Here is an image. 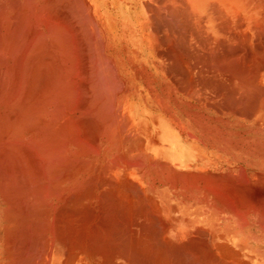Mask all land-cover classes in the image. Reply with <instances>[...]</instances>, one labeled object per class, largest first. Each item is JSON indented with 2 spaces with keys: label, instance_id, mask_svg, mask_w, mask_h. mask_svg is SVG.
<instances>
[{
  "label": "bare ground",
  "instance_id": "6f19581e",
  "mask_svg": "<svg viewBox=\"0 0 264 264\" xmlns=\"http://www.w3.org/2000/svg\"><path fill=\"white\" fill-rule=\"evenodd\" d=\"M0 264H264V0H0Z\"/></svg>",
  "mask_w": 264,
  "mask_h": 264
}]
</instances>
